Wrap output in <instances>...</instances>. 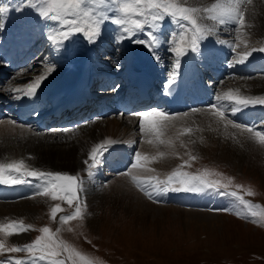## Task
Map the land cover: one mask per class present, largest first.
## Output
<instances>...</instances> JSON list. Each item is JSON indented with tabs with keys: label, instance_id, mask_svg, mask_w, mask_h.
I'll return each instance as SVG.
<instances>
[{
	"label": "rangeland",
	"instance_id": "1",
	"mask_svg": "<svg viewBox=\"0 0 264 264\" xmlns=\"http://www.w3.org/2000/svg\"><path fill=\"white\" fill-rule=\"evenodd\" d=\"M35 5L36 4L34 3H28L27 0H1L0 8H7L8 11L6 13L0 12V24H3L5 28L7 27V29L11 27H13V29H16L18 27V30L21 32L25 30H29L31 32L32 29L27 28L25 22H22V20L29 18V16L33 14L34 9L35 11L36 8L39 9V4H37V7ZM183 6L189 7L185 3ZM38 12H36V32H47L55 27H59L57 22H53L42 17L40 12ZM111 27L114 28V26ZM104 28L105 31L101 30V34L96 41L102 42L105 40L108 45L113 44L114 48L119 47V50H123V42L117 43V39L119 37L114 34L113 30H108L106 25H104ZM169 29L170 28H167V32H169ZM63 30L67 31L66 28ZM243 31H245L244 28ZM173 33L174 32L172 31V34ZM79 34L83 35V33ZM122 34L123 33L121 32V36ZM124 36L127 35L124 34ZM157 36L159 37V40H164L165 38L160 33ZM170 36L172 35L169 32V37ZM231 36L237 38L235 34H232ZM71 37L80 40V38L78 36H74V34ZM242 37H244L243 34L239 36V38H237V43L235 42L237 48L236 51H233L231 54H235L234 58L240 56L242 57L245 53H253V48L252 50L248 49L250 44H246L244 40L242 42ZM2 39L3 37L0 36V43L2 42ZM260 39L261 38L257 37L256 42L254 44L262 45L264 47V38L263 41L262 39ZM67 40H69L67 41L69 44L72 43L71 41L75 39ZM111 41H113L114 43H112ZM213 41L219 43L218 39H213ZM50 42H46L49 44L46 46L50 48L46 53L43 54V50L41 47L37 54V57L43 55L42 58L44 59V61H42L41 63L44 65H41L40 63L39 65H41V67L37 69H29L26 72V75H24L25 70H23L17 78L14 76L13 79L6 84V87H9L10 89L8 95L12 96L19 94L17 96H20L22 92L20 94V92L15 91L14 87L17 85H27L30 82H33L37 76L46 74V69L48 67L54 68L53 73L63 71V69L71 59L70 57H72L73 55L71 52L72 48L71 50L68 49V57L66 59L67 64L65 63L63 68L62 65L65 59V57L63 58V56L66 41L61 43L63 50L61 53L62 57L60 58V61L62 64H59L58 68V65L55 64L58 63L57 53L59 52V50L58 47L54 46L52 42ZM241 42L242 44L238 45ZM244 45L248 47H245ZM223 46L228 47L229 45L223 44ZM168 48L169 49L164 54H167L169 59H172L173 63L175 54L171 52L170 47ZM161 56L162 54L159 55L158 61H160ZM250 57L251 56H249L248 58ZM127 59L128 57H126L125 62L127 61ZM233 61L236 62L234 59ZM124 67L127 69L125 63ZM20 70L18 69L17 72H19ZM246 82H248V85L246 87L248 95H253L251 97H264V77L256 76L245 81L232 79L228 82H224L220 87L219 93H227L229 90H231L234 94L238 93L239 95H241L240 93L242 92V90L241 87L238 86V84H244ZM3 85L4 84H0V86ZM233 85H237L238 90L236 89L235 91H233ZM11 91L13 92L11 93ZM4 102L6 101L0 100V108L2 109H4L3 107H5L6 105L5 103L3 106ZM198 113L200 112L197 111L188 115L187 120L189 122L185 124L183 123L181 117L178 118L175 122H172V124L167 123V121L164 122L170 125H168L167 128L161 129V135L159 136V140H164L165 138H167L165 136L166 134L169 137L170 133L168 132H170L172 128L175 129V132H177V129L181 127V130H179V132L184 135V137H181L180 141L176 140V144L174 145V152H176L179 146H184L183 156H180V158L178 157V161L173 164L169 169L163 170L159 173L151 174L150 176H144L141 180H139V182L143 183L151 179H154V183H156L157 180L163 181L164 179L161 178L162 176L167 175L169 177L170 175H172L173 172L179 169L180 171L188 172L191 175H204L205 179L208 180H219L221 185H232L235 190L243 191V193L238 192L239 194L254 197L255 199H257V201H260L264 205V144H261L259 142V138L249 139V135L247 132H243V134H241L242 129L245 128L244 126H242V128L240 129L236 127H231V124H229L228 121H235L233 115L231 114L225 117L226 121L223 119V121H225L228 126L225 125V127L222 128L223 125L221 122V118H218L219 122L211 121L208 119V116L205 118L204 114L199 116ZM7 118V114H4L3 117L0 118V130L6 127L4 126L6 123L14 122L3 120ZM110 118H116L121 123L126 122V120L129 121V119L122 120L125 119V116L123 115H114L113 117L109 115L92 123H88L85 125L81 124L82 126L80 124L70 125L68 127H65V129H67V131L73 132L74 134L78 133L77 128L79 129L85 126L90 129L92 126L99 125L103 120L106 121ZM89 121L90 120L84 122L87 123ZM132 123L133 122H130L129 125L124 123V125H122L121 127L129 128ZM189 123L192 125L191 131H189L190 128L189 126H187L189 125ZM197 125L199 126L197 127ZM213 125L215 127V130ZM258 126H264V123H261ZM200 127H203L202 129L207 130V133L209 132V127L210 130L212 128V131L210 132H213V140L209 139L210 142L213 141L214 143H217L220 140L221 134H223L222 137L224 139L226 138V140L229 141V144L231 146L230 147L228 144L229 151L233 150L232 152L235 154V161L233 163L229 162L228 160H222L218 157H208L206 153H202L200 149L195 147V140L201 136ZM136 129L139 130L133 133L138 134L137 138L139 141V145H141L143 139L147 142H150L149 139H151V142L153 140H157L156 135L154 133L146 132L148 134H144L141 132L140 127H137ZM261 129H264V127H259L256 130L261 131ZM22 130L25 131L26 129ZM56 130L57 129L52 131ZM52 131H50L49 133H40L38 135L35 133L33 136L38 137L40 135L42 137H52L50 136ZM224 131L225 133H223ZM124 134L122 132L120 134H117L118 137L116 135L115 140H119ZM30 137V134H26L24 138L28 140ZM124 139L125 138H123V140ZM32 140L35 141V139ZM20 141H22V139H20L19 142ZM4 142L5 140L2 141L0 138V144ZM99 144H101V142H99L98 145ZM156 145L159 148L161 147L160 149H163V145L157 143ZM28 148L34 149V147L26 141L24 151L28 152ZM4 154L5 153L3 152V155ZM26 154L27 153L23 155L25 156V158H19V160L16 159L13 162L15 163L23 161L24 170L26 171H42L75 176L77 178V186H80L81 178H84V175L83 173H81V171L71 172L69 170H58L52 169L44 165H37L35 162H32L30 160L32 158L31 152L28 153L29 155L27 154L28 156ZM89 158L90 155L86 158V160L88 164H92V161L91 159L89 160ZM232 159L234 160V157H232ZM132 168L133 167H131V169ZM210 168L212 169V173L209 171ZM130 170L128 174H126L127 176H131ZM84 171L88 172V167L84 168ZM149 172L153 171L149 170ZM134 173L136 172L134 171ZM152 175L154 177H152ZM212 175H215L217 179ZM20 178L26 179L27 176H20ZM115 178L116 176L111 179L109 178V181H106V183L101 184V190L106 188L107 184L112 183ZM28 179L32 180L33 178L28 177ZM83 184H86V181H83ZM174 185L175 183H172L170 187H173ZM103 186L105 187L103 188ZM136 188L139 189L140 187L138 188L136 186ZM83 189L84 190L79 193L78 198L76 200H73L72 203H69L67 200H53L51 196H44L45 200H41L42 202H34L29 204L33 207V209L36 208L34 214L24 215L14 213L12 218H7L5 220L0 221V224L2 225H7L9 223H22L25 226H31V228H27L26 230L0 231V242L3 243L4 247V250L0 252V258L3 259L0 260V264H2L3 261L13 264V262L17 258L28 259L29 257H31V254L26 253L24 251L10 252L9 249L24 246L31 242H34L39 236L44 235L41 231L43 227L50 228L53 238L57 239V242L63 241L65 244L79 251L86 258L92 259L95 264H264V216H258L253 219L249 217L248 220L247 218L243 219V217L238 213L231 212V214L236 215L234 217H231L227 216V213L222 212L226 210L225 208H222L223 210L221 209L219 210V212L210 211L213 214H217L215 219L216 222L210 223V225H206L205 223H200L196 221L193 215H190L188 214V212H185L192 209L180 208L178 207L181 206L180 203L167 200L170 197L166 196L170 195V192H168L167 194L158 195L154 191V189L149 187L147 184H145L143 190L141 189L144 194L147 195V197L149 198L148 193H152V196L157 197L158 202L164 204H160L152 198L149 199L159 205H165L167 209H163L158 214L150 215L147 214V212H141L140 210H138V207H133L127 202L126 204L125 201L122 200V196L119 194V198L112 199V201L110 198L104 197V200L101 202V204L99 203L96 210L90 215L86 210L87 200H85V198L87 199V196L84 192L85 188ZM215 195L218 194H213L211 192L198 194L193 195V197H188V200L192 201L193 198L199 200L200 196L206 197L208 201L205 200V202L203 203L199 202L196 204L200 207V209L197 211H201L202 208L205 207L211 199L212 204H214L215 202V206L216 204H218L217 207L214 206V208L224 206L226 201L222 200L224 202L218 203L217 200H215L214 198ZM35 198L41 199L43 198V195H36ZM213 198L215 201L213 200ZM166 202L167 205L165 204ZM58 203L61 205V209L57 212L56 217L53 218L51 215V211L52 208H54L55 205ZM77 206H79L82 210L81 217H76L74 215L75 208ZM253 210L257 212L258 210L261 211L260 207H255ZM261 212H264V206H262ZM64 215H72L74 218L70 221L62 222L60 217ZM240 217L243 220H241ZM91 219L95 222H92ZM23 234H27V240L20 241L18 238L20 235ZM39 255L40 253L37 252L36 256ZM65 255L66 254L62 253L61 256L58 257V259H64ZM40 262L42 264H49L45 259H40ZM64 264H71V260L64 259Z\"/></svg>",
	"mask_w": 264,
	"mask_h": 264
},
{
	"label": "snow or ice",
	"instance_id": "2",
	"mask_svg": "<svg viewBox=\"0 0 264 264\" xmlns=\"http://www.w3.org/2000/svg\"><path fill=\"white\" fill-rule=\"evenodd\" d=\"M27 2L39 4L38 10L41 16L50 21L57 22L59 25V27L51 29L48 33L49 40L56 47H59L62 42L76 33H83L90 43H94L101 34L104 22L111 19L116 25L120 26L121 32L126 34L128 38L148 28V35L151 36V41L135 40L134 42L144 44L151 49L158 47L159 44V37L153 35V33L159 28L161 22L166 17H171L177 24L179 31L173 33L169 40L170 50L176 57L175 68L166 84V94H170L168 90L177 79L176 72L180 67V58L189 51L198 52L200 43L213 34L217 25L224 26L226 30L231 27L236 37L239 38L240 27L245 25V14L248 11L246 5L251 4L252 0H215L214 3L207 7L183 6L186 0H27ZM7 11V8H0V12L6 13ZM110 13H114V15H110ZM205 20H211L213 24L208 25L204 23ZM233 25L235 27H232ZM3 27L4 25L0 24V29ZM65 28L67 31L63 30ZM122 39L123 37H119L117 43L122 42ZM219 43L225 44L226 41H219ZM229 46L234 48V45ZM252 51L264 52V48L253 49ZM250 55L251 52L245 53L240 57L238 63L242 64L246 62ZM155 57L157 60L159 59L158 56ZM229 66H232V64L230 63ZM53 71V67H48L46 74L37 76L33 83L25 85L24 91L26 97L30 99L34 98L42 82ZM215 100L220 101V105L217 106L216 103H213L211 107L214 109V115L219 117H225V111L222 109L229 107V105L232 106L231 111L233 113L248 106L256 104L264 105V97H244L234 94L231 90L223 96L217 95ZM184 115L187 116L188 114L184 113ZM139 116L142 118L140 121L141 132L154 133L160 143H165V141L159 140V136L161 135V129L168 127V124L164 122L170 121L171 114H168L165 110L152 109L140 112ZM228 123L231 124L232 122L228 121ZM234 127L242 128L239 124L234 125ZM243 132L248 133L249 139L259 138V142L264 144V131L256 130L252 126L243 128L241 134ZM168 143L170 144L171 141H168ZM110 146L111 143L104 142L92 148L90 153L92 164H88L85 161L90 177L95 174L92 169L94 167L98 168L102 164L103 153ZM160 155L163 156L164 153H160ZM134 158L135 163L132 164V167H136L137 165L143 167L140 164L141 160L148 159L147 156L142 157L139 151L135 152ZM22 170H24L23 161L8 164L0 163V184L18 185L29 183L26 179L14 177H32L40 181L38 186L39 190L34 195L42 194L44 196H51L53 200H67L69 203L76 200L79 193L84 190L83 181L80 182V186L78 187L77 178L72 175ZM6 172L9 174L5 175ZM174 178L177 179L178 186L170 187ZM132 179L137 182V187L143 190L145 184H147L158 195L167 194L168 192H188L194 194L211 192L220 195H229L238 201L239 205L244 206L243 211L246 216L251 218L264 216V212L258 213L254 211L253 209L258 206L253 205L243 195H239L236 191L228 192L227 185H221L219 180L205 179L204 175H191L188 172H182L177 169L168 177L167 181L157 180L156 183H151L150 181L141 183L135 176ZM148 195L150 199L153 198L152 193L149 192ZM60 209L61 205L59 203L52 208L51 215L53 218L56 217ZM74 215L76 217L82 216V210L79 206L75 208ZM73 218L72 215L60 217L62 222L70 221ZM27 228H31V226H25L22 223L0 224V231L26 230ZM41 231L44 235L39 236L34 242L24 246L10 248L9 251H24L31 254L33 258L39 252V259H48L50 264H64V259L71 260V264H95L92 259L86 258L79 251L65 244L63 241L57 242V239L53 238L49 227H43ZM3 250V243L0 242V252ZM62 253L66 254L64 259H58ZM13 264H25V262L23 259L17 258Z\"/></svg>",
	"mask_w": 264,
	"mask_h": 264
},
{
	"label": "bare ground",
	"instance_id": "3",
	"mask_svg": "<svg viewBox=\"0 0 264 264\" xmlns=\"http://www.w3.org/2000/svg\"><path fill=\"white\" fill-rule=\"evenodd\" d=\"M215 0H186L185 4L189 7H207L214 3ZM39 7V6H38ZM248 11L245 14V25L240 27V34L244 35V37L241 38L242 42H246V44H250L248 49L256 48V47H261L262 45H255L254 43L256 42V38H261L263 41L264 38V0H252V3L246 6ZM204 23L211 25L213 24V21H204ZM248 25V26H246ZM167 26V25H166ZM175 26H172V30L169 29L170 34L172 35V31L178 32L179 28ZM259 26V27H258ZM165 25L161 27L160 30H165L167 31V28H164ZM232 27H235L234 25ZM256 27V28H255ZM18 28V27H17ZM217 29L224 30L225 33H228V35L235 34L232 30L231 27L228 28L227 30L225 29L224 26H219L217 25ZM243 28L245 31H243ZM253 28V30H252ZM262 28V29H260ZM245 32V33H244ZM190 35V33H189ZM240 35V36H241ZM260 39V40H261ZM43 40V39H42ZM135 40H140V36L134 37L133 41ZM259 40V39H258ZM45 42V40H43ZM72 43L68 44V49L71 50L72 52V57L69 60L68 64L65 66L63 71L57 72V73H51L47 75V78L45 81L42 82V85L40 89L38 90L37 94L35 95V99H37L40 103H43V98L41 97L43 94L50 95L54 91L60 89V87L64 83H68L70 81H75V86L77 88H81L83 85H87L88 83L86 82V78H89L90 80L93 81V83H97L100 80H103L104 77L106 79H113L115 77H119L118 72H113L111 70L102 72V71H97L96 68L97 66L90 64L88 61V47H83L79 45V41L77 42L76 40H72ZM239 43L238 45L242 44ZM264 42V41H263ZM73 44V45H72ZM131 44V43H130ZM129 44V45H130ZM242 46V45H241ZM255 46V47H254ZM128 48V50H127ZM126 48V57L127 55L130 57H134L137 55L138 50L139 51H144V52H149L152 53V59L148 65V68L153 72L155 78L157 80L161 78H166L168 76H162L158 70H155V54L152 52L154 48H149L143 44L140 43H134L130 45L129 47ZM202 48H206L205 46H202ZM201 48V49H202ZM158 49V48H156ZM245 49V48H244ZM85 50V51H84ZM37 51L36 48L32 47H27L24 50L20 49L19 51V56L22 57L24 62L20 59H16L14 66L11 67L10 64H4L2 63L0 66V71L1 73L4 72L7 74V79L12 80L13 77L11 75L15 76L16 78L22 73L23 69H21L19 72H17L18 69H15L18 66H25V60L28 58L27 53L29 54V58H32L34 53ZM80 54V55H79ZM147 55V54H146ZM187 55V54H186ZM184 55V56H186ZM183 57L180 58V60H183ZM175 57V55H174ZM3 59L2 56H0V60ZM176 60V57L174 58L173 62ZM252 60H255V58H247L246 62H250ZM244 63H238V65H244ZM181 63V62H180ZM13 64V63H12ZM40 63L38 62L37 65ZM125 65L127 69H123L120 72L126 73L130 69V63L127 61L125 62ZM216 68V64H212ZM174 65H172L173 67ZM206 67V66H205ZM26 68V67H25ZM35 69V68H33ZM110 69V67H109ZM198 69L200 72L202 71V66L199 65ZM31 70V69H30ZM83 70V72L81 71ZM125 70V71H124ZM92 74L90 77L88 73ZM220 71V70H218ZM56 72V71H55ZM178 72V71H177ZM35 76V75H34ZM24 78V77H23ZM22 78V79H23ZM25 79V78H24ZM3 80V79H2ZM0 80V82H3ZM6 80V79H5ZM35 80V79H34ZM8 81V82H9ZM7 82V83H8ZM34 82V81H33ZM30 82V83H33ZM6 83V84H7ZM10 84V83H9ZM8 84V85H9ZM74 85V83H71ZM248 85V82L246 83H240L238 84L239 87H241L242 92L240 93L241 96L244 97H251L253 95H248V92L246 90V87ZM237 85H233L232 89L235 91L238 87ZM15 91L22 92V94L19 96L23 97L20 98L21 100L24 99L22 102L21 106L23 108L22 112H32L34 110V105L33 102L30 101L28 97L25 95V85H17L14 87ZM123 87H121L122 89ZM104 89V88H102ZM238 90V89H237ZM10 89L9 87H5L3 92L0 93V99L5 98V99H10V95H8ZM24 91V92H23ZM240 91V90H239ZM13 91H11L12 93ZM246 93V94H244ZM16 94V93H15ZM226 92L224 93V95ZM238 94V93H236ZM243 94V95H242ZM19 95V94H17ZM16 95V96H17ZM119 94H114L110 95V98L113 99L117 97ZM239 95V94H238ZM104 97L107 98V95L105 94ZM209 97V95H208ZM53 101L54 99L51 98ZM116 102V101H115ZM63 104L58 103L57 105ZM54 109L52 106L50 110ZM108 110L111 112V116L113 117V114L117 112L116 108L112 105H107L104 104L103 106H100L98 108V112L102 111L104 114H108ZM205 115V118L208 116V119L211 121H218V116L214 115V113H211L209 111L205 112H200L198 115ZM116 116V115H115ZM174 116V117H173ZM203 117V116H202ZM16 118H22L19 116V112H17ZM35 118V117H32ZM141 118V117H139ZM178 118H180L179 114L172 115L170 118V121H167V123L175 122ZM24 119V118H22ZM18 120V119H17ZM204 120V119H203ZM12 121V120H10ZM44 121V119H43ZM97 121V120H96ZM234 121V120H233ZM16 121L12 123H6L4 126L5 128L0 130V138L1 140H5L4 143L0 144V163L8 164V163H14L16 159L19 160V158H25V153H30L32 154V158L30 159L32 162H35L37 165H44L48 166L52 169H58V170H69L71 172H76V171H81V173H85L84 171V166H85V161L86 158L90 155V151L92 148L96 145H98L99 142L104 143V142H109L111 144H119L120 145V150L114 153L113 155L105 154L103 153V161L102 164L97 168L98 172L94 174V176H88L86 180V184H83V188H85V194L87 196V206L86 210L87 212L91 215L101 202L104 200V197H108L111 199H118L119 196H122V200L127 202L133 207H138L141 212H147V214L154 215L160 213L163 209H167L165 205H159L155 203L154 201L150 200L147 195L144 194V192L141 190V188L137 189V182L133 181L132 177L135 176L137 177V180H141L144 176H150L151 174L159 173L162 172L163 170L169 169L173 164H175L178 161V157L183 156L184 153V146H179L174 152L175 148L174 145L176 144V140L180 141L181 137H184L179 130H181V127L177 129V132H175V129H171L169 137L167 134L165 135L167 138H165L163 141L165 143H160L157 140H153L151 142H147L143 139L141 145H139L138 138H135V129L140 127V122L136 121H130L133 122L132 125L129 128H122L121 126L124 125V123L119 122L116 118H110L107 119L106 121L103 120L99 125H94L90 129L87 127L83 126L81 128H77L78 133H74L71 131H66L63 132L62 130L58 129L57 127H53L57 129L56 131H52L51 135L52 137L48 136H33L35 133L38 135L40 132H38L36 129L38 127V121L31 125H20L22 129H26L29 131H24L22 130L18 123L15 124ZM222 122V128L225 127V125L228 126L223 119H221ZM208 123V122H207ZM54 125H49V126H60V121H55L52 123ZM88 124V123H87ZM177 124V123H173ZM44 128H47V123L43 122ZM85 125V124H82ZM81 125V126H82ZM170 125V124H168ZM80 126V125H79ZM199 125H197L198 127ZM205 126V125H204ZM208 126V125H207ZM206 126V127H207ZM170 127V126H169ZM214 127V125H213ZM203 127H200V137L195 140V147L200 149L202 153H206L208 157H218L221 158L222 160H228L229 162H234L235 161V154L232 151H229V141L224 139L222 137L223 134H221L220 140L216 143H214L212 140V128L210 130L209 127V132L207 133V130L202 129ZM208 128V127H207ZM75 129V128H74ZM228 129V128H227ZM240 129V128H239ZM34 130V131H33ZM215 130V127H214ZM223 131V130H222ZM125 133L122 135V137L119 140H115V136L120 133ZM140 132V131H139ZM175 132V133H174ZM221 132V131H220ZM146 132H144L145 134ZM225 133V131L223 132ZM26 134H30V138L27 140L25 137ZM42 134V133H41ZM148 134V133H146ZM225 135V134H224ZM150 136V135H147ZM217 136V137H218ZM118 137V135H117ZM22 139V141L19 142V140ZM123 138H125L123 140ZM214 138V137H213ZM32 139H35L32 140ZM193 139V138H192ZM209 139H212L210 142ZM30 143L35 149L28 148L27 151H24L25 148V142L26 141ZM216 140V138H215ZM168 141H171L169 144ZM114 142V143H112ZM157 144L163 145V149H160ZM229 144V146H228ZM22 145V146H21ZM27 145V144H26ZM124 145H127L128 147L133 148V152L131 153L130 156H128L127 162L124 164L122 171L117 172L114 171V176L116 178L112 183L107 184L106 188L103 186V190H101L102 185H98L100 182V175H105L102 173V168L107 165V167L111 168L108 165L109 160L114 158L115 156H118L119 153L124 152ZM37 146V147H36ZM231 147V146H230ZM139 151L141 156H147V160H141L140 164L143 165L141 167L140 165H137L136 167H132V164L135 163V158L134 154L135 152ZM3 152L5 153L3 155ZM160 153H164L163 156L160 155ZM26 154V155H27ZM29 155V154H28ZM27 155V156H28ZM234 157V160L232 159ZM182 158V157H181ZM241 158V157H240ZM29 160V161H30ZM221 160V161H222ZM240 160V159H239ZM130 163V164H129ZM129 164V165H128ZM128 165V166H127ZM127 166V167H126ZM126 167V168H125ZM131 169V170H130ZM131 172V176H127L128 172ZM149 170H152L153 172H149ZM134 171L136 173H134ZM122 175V176H119ZM118 176V177H117ZM152 177H154L152 175ZM84 179V178H83ZM154 179L149 180L150 182L154 183ZM89 186H92V188H89ZM0 187L2 189H6L4 184H0ZM36 186L33 184H21L19 186V190L16 192L12 193H2L0 198H3V200L0 201V221L5 220L7 218H12L14 213H19V214H24V215H30L34 214L35 209L29 204L34 203V202H42L41 200H45V197L43 195V198L41 199H36V195L32 194L35 192ZM120 194V195H119ZM190 193H179L176 194V198L174 200H183L187 199L188 197H193V194L191 196L189 195ZM214 194V193H213ZM114 195V196H112ZM154 197V196H152ZM215 200H217L218 203H222L224 201L220 200V194L215 195ZM213 198V200H214ZM154 199L156 202L157 197L155 196ZM47 200V199H46ZM195 198L192 199L194 201L195 205L197 203H203L205 202L206 197H199V200H196ZM212 200V199H211ZM214 200V201H215ZM208 201V200H207ZM126 203V204H127ZM160 204H164L161 202H158ZM216 203V202H215ZM214 203V204H215ZM213 204V207L215 206ZM218 204H216L215 207H217ZM116 206V205H115ZM197 206V205H196ZM221 206V205H219ZM117 207V206H116ZM123 207V206H122ZM136 209V208H135ZM183 210V209H182ZM188 214L193 215L195 220L200 222V223H205L206 225H210V223H215V219L217 214H213L208 211H197V209H192L185 211ZM184 212V213H185ZM156 216V215H155ZM187 216V215H186ZM92 220V219H91ZM92 222H95L92 220ZM94 224V223H93ZM27 234H23L19 236L20 241H25L27 240Z\"/></svg>",
	"mask_w": 264,
	"mask_h": 264
}]
</instances>
